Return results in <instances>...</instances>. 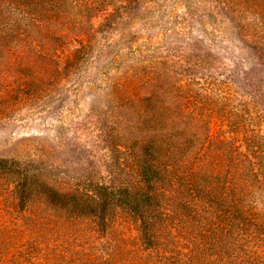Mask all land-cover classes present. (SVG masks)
Here are the masks:
<instances>
[{
	"label": "rangeland",
	"instance_id": "374dc122",
	"mask_svg": "<svg viewBox=\"0 0 264 264\" xmlns=\"http://www.w3.org/2000/svg\"><path fill=\"white\" fill-rule=\"evenodd\" d=\"M112 1L114 6L91 18L90 48L81 59L75 54L85 43L82 31L53 54L47 47L45 56L24 47L0 49V158L25 163L58 191L109 175L130 176L131 94L145 95L147 81L171 83L174 95L180 78L181 84L192 80L181 86V98L199 97L206 104L219 101L226 86L239 95L248 79L262 78L263 68L254 64L245 42L249 35L241 28L259 30L253 18L261 8L253 0ZM118 5L115 17H107ZM144 78L143 87L133 88L136 79ZM218 123L211 120L209 134L212 153L222 155L227 149L215 140ZM212 158L220 165L216 197L203 211L194 209L177 182L159 185L162 219L154 222L152 247L124 209L115 208L102 227L96 218L70 215L36 192L22 206L15 176L0 173V264H264L262 233L241 235L235 252L230 239L227 247H218L234 201L251 223L264 221V188L250 185L255 186L254 170L248 163L236 168L229 157Z\"/></svg>",
	"mask_w": 264,
	"mask_h": 264
},
{
	"label": "trees",
	"instance_id": "16d2710c",
	"mask_svg": "<svg viewBox=\"0 0 264 264\" xmlns=\"http://www.w3.org/2000/svg\"><path fill=\"white\" fill-rule=\"evenodd\" d=\"M253 1L261 8L259 16L253 18L259 30L254 27L247 29L245 24L240 27L246 29L249 35L245 42L255 58L254 64L257 62L263 68L262 78L257 82L248 79L239 95L235 90L227 92L226 86V93L219 95V101L210 100L206 104L199 97L197 100L190 95L181 98V86L190 85L192 80L181 84L180 78L174 95L170 94L171 83L156 78L147 81L150 87L145 95L131 94L135 105V124L133 138L128 141L129 177L109 175L103 180L83 183L72 191H58L25 163L0 158V173H10L16 178L15 191L20 204L24 206L29 195L36 192L43 196L45 202L64 209L70 215L96 218L102 227L114 209L121 208L134 217L142 241L147 247H152L156 242L154 222L162 219L159 185L169 186L177 182L188 191V202L194 201V209L203 211L213 205V196L216 197L213 194L214 179L220 165L212 157H229L232 167L236 168L247 167L248 163L254 170L251 182H255V186L253 183L250 185L256 190L259 187L263 189L264 0ZM233 2L240 4L250 0ZM115 3L112 0H0V49L9 51L13 46L24 47L35 50L34 55L45 56L49 51L47 47H52L53 54L61 44L84 33L85 43L75 54V60L81 59L90 48L91 18ZM121 6L113 7V13L107 17H115ZM81 31L83 33H79ZM244 74L248 75V72L241 75ZM147 79H136L133 88L143 87ZM123 85L119 87L125 91L126 86ZM229 88H232L230 84ZM164 95H169V99L166 100ZM213 118L219 120L215 140L218 139L227 149L222 155L212 153L214 137L209 134V124ZM181 122L185 124L181 126ZM234 174H231L230 180ZM242 181L239 178V182ZM239 187V195H243V184ZM224 217L227 230L222 231L219 237V249L227 247V240L230 239L231 251H238L237 239L251 232L264 236V221L251 223V219L243 216L242 208L236 201L232 205V214ZM214 243L210 242V245Z\"/></svg>",
	"mask_w": 264,
	"mask_h": 264
}]
</instances>
